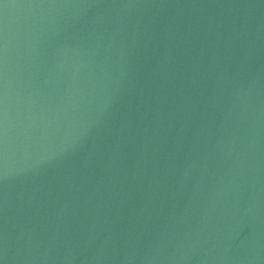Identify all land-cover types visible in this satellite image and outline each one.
Here are the masks:
<instances>
[{"label":"water","instance_id":"obj_1","mask_svg":"<svg viewBox=\"0 0 264 264\" xmlns=\"http://www.w3.org/2000/svg\"><path fill=\"white\" fill-rule=\"evenodd\" d=\"M5 244L264 264V0H0Z\"/></svg>","mask_w":264,"mask_h":264},{"label":"clouds","instance_id":"obj_2","mask_svg":"<svg viewBox=\"0 0 264 264\" xmlns=\"http://www.w3.org/2000/svg\"><path fill=\"white\" fill-rule=\"evenodd\" d=\"M134 6L135 5H125V7H134ZM248 56H249V53L246 52L245 53V59H247ZM4 175L6 176L7 173L5 172ZM4 254H5V261L3 262V264H7V261L9 259L7 244L4 245ZM93 259L96 260V261H101V260H104V259H107V258L101 254V255H97V256L93 257ZM134 259H135L134 256L126 254L123 257V259L121 261V264H129V262L131 260H134ZM156 259H157V257L155 255H153V256L150 257V261H155Z\"/></svg>","mask_w":264,"mask_h":264},{"label":"snow or ice","instance_id":"obj_3","mask_svg":"<svg viewBox=\"0 0 264 264\" xmlns=\"http://www.w3.org/2000/svg\"><path fill=\"white\" fill-rule=\"evenodd\" d=\"M0 264H2V262H0Z\"/></svg>","mask_w":264,"mask_h":264}]
</instances>
